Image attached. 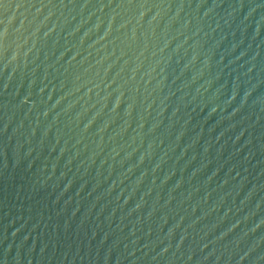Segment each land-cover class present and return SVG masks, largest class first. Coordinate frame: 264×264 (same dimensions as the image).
Listing matches in <instances>:
<instances>
[{
    "label": "water",
    "instance_id": "obj_1",
    "mask_svg": "<svg viewBox=\"0 0 264 264\" xmlns=\"http://www.w3.org/2000/svg\"><path fill=\"white\" fill-rule=\"evenodd\" d=\"M0 264H264V0H0Z\"/></svg>",
    "mask_w": 264,
    "mask_h": 264
}]
</instances>
